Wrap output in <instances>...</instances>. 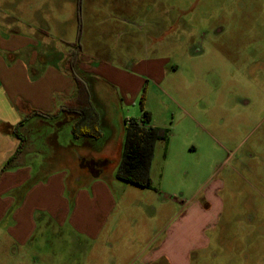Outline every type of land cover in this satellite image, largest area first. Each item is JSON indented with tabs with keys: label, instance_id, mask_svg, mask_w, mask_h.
Listing matches in <instances>:
<instances>
[{
	"label": "rangeland",
	"instance_id": "obj_1",
	"mask_svg": "<svg viewBox=\"0 0 264 264\" xmlns=\"http://www.w3.org/2000/svg\"><path fill=\"white\" fill-rule=\"evenodd\" d=\"M0 1L14 11L13 0ZM15 1L55 47L69 43V58L84 48L136 76L133 64L162 59L161 80L142 77L126 108L139 117L144 91L150 123L170 134L149 169L163 207L151 226L190 204L207 228L189 264H264V0Z\"/></svg>",
	"mask_w": 264,
	"mask_h": 264
},
{
	"label": "crops",
	"instance_id": "obj_2",
	"mask_svg": "<svg viewBox=\"0 0 264 264\" xmlns=\"http://www.w3.org/2000/svg\"><path fill=\"white\" fill-rule=\"evenodd\" d=\"M11 4L7 13L0 1V264H189L205 245L198 208L180 207L154 229L163 211L156 190L116 177L125 121L141 118L126 108L142 77L161 80L162 59L133 64L136 76L129 63L97 61L80 48L79 70L97 78L95 85L85 78L91 95L80 115L30 114L50 115L73 97L63 70L70 47L56 48L48 30L32 28ZM105 138L106 148L96 144ZM89 160L106 164L93 173Z\"/></svg>",
	"mask_w": 264,
	"mask_h": 264
},
{
	"label": "trees",
	"instance_id": "obj_3",
	"mask_svg": "<svg viewBox=\"0 0 264 264\" xmlns=\"http://www.w3.org/2000/svg\"><path fill=\"white\" fill-rule=\"evenodd\" d=\"M64 72L68 74L75 85L74 95L67 100L57 111L48 115L41 111H31L30 114L42 116H57L62 114L66 119L72 120L80 115L82 107L86 106L90 99V90L86 79L78 68L76 56H67ZM139 107L141 118H129L125 121V138L122 157L116 171V177L123 182L146 189L156 190L149 176V169L153 159L156 142H167L170 134L167 128L150 125V113L144 109V91L140 96ZM76 136H91L86 132ZM94 136V135H93ZM166 144V143H165ZM93 173H98L106 164L105 161L89 160L84 163Z\"/></svg>",
	"mask_w": 264,
	"mask_h": 264
}]
</instances>
